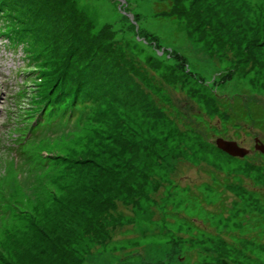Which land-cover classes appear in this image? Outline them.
<instances>
[{
  "label": "rangeland",
  "instance_id": "rangeland-1",
  "mask_svg": "<svg viewBox=\"0 0 264 264\" xmlns=\"http://www.w3.org/2000/svg\"><path fill=\"white\" fill-rule=\"evenodd\" d=\"M47 94L73 121L32 174L0 150V264H264V131L231 109H264V0H0V146Z\"/></svg>",
  "mask_w": 264,
  "mask_h": 264
},
{
  "label": "trees",
  "instance_id": "trees-1",
  "mask_svg": "<svg viewBox=\"0 0 264 264\" xmlns=\"http://www.w3.org/2000/svg\"><path fill=\"white\" fill-rule=\"evenodd\" d=\"M13 35H6L7 38L11 39L14 43H19V36L15 34L13 30H10ZM25 54V53H24ZM26 58L27 55L25 54ZM29 56V55H28ZM36 58V57H35ZM31 65V64H30ZM34 73L40 72V68L38 66H33ZM79 89V88H77ZM50 98H47L45 101H37V104L31 109L32 113L28 112L23 118L24 127L22 130H27L30 132V137L25 139L26 146L29 149V152L33 155L31 151V144L38 142L39 140H44L48 138H52L56 132H59L60 128L67 127V125L72 124L75 108L74 106H69L70 109L68 110L67 107H62L63 104L58 96H51L47 94ZM52 98V99H51ZM242 99L237 97L234 99L232 103L231 109L233 110L234 116L233 118L245 119L246 114L250 115V120L258 126L261 130L264 131V109L261 108L258 104L253 103H246L245 105L242 103ZM73 102V101H72ZM71 102V103H72ZM246 107V108H245ZM236 114V115H235ZM30 123V124H29ZM27 125H31L27 128ZM28 156L26 159L25 165H22V170H24V175L26 172V168L29 166L30 174L34 173L35 171H39L40 169L37 166L32 164V159ZM48 159H45L42 164L40 165L43 168L46 165ZM20 167V166H19ZM31 169V170H30ZM15 172V171H14ZM15 172V178H16ZM23 177L17 181L25 185V177ZM32 176V175H30ZM29 177V176H28ZM23 180V181H22ZM13 183L9 184L8 191L13 188ZM27 186V185H25Z\"/></svg>",
  "mask_w": 264,
  "mask_h": 264
},
{
  "label": "water",
  "instance_id": "water-1",
  "mask_svg": "<svg viewBox=\"0 0 264 264\" xmlns=\"http://www.w3.org/2000/svg\"><path fill=\"white\" fill-rule=\"evenodd\" d=\"M216 146L225 151L226 153H229L231 155H238V156H244L248 153V150L244 147H240L236 141L233 140H226L224 138L218 137L215 140ZM255 148L260 150L262 153H264V144L261 142H258L256 140Z\"/></svg>",
  "mask_w": 264,
  "mask_h": 264
}]
</instances>
